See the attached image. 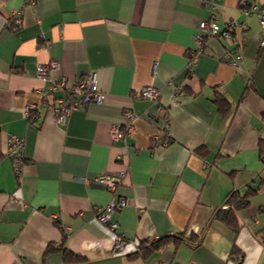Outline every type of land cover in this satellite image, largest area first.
<instances>
[{
    "label": "crops",
    "instance_id": "obj_1",
    "mask_svg": "<svg viewBox=\"0 0 264 264\" xmlns=\"http://www.w3.org/2000/svg\"><path fill=\"white\" fill-rule=\"evenodd\" d=\"M213 1L211 11L205 0H0V264H63L60 245L82 264H264V46L258 14H246L261 0ZM208 19L246 24L241 70L222 61L219 37H206L191 63ZM53 60V79L95 73L106 96L65 126L52 81L37 75ZM146 86L161 90L162 110L137 97ZM29 102L38 108L30 116ZM130 121L131 136L113 141L111 127ZM10 135L24 139L20 174L6 157ZM122 170L116 194L128 205L112 230L97 209L113 193L94 179ZM248 188L258 192L236 233L216 212ZM118 235L128 242L115 255ZM165 236L147 258L139 253Z\"/></svg>",
    "mask_w": 264,
    "mask_h": 264
},
{
    "label": "built area",
    "instance_id": "obj_2",
    "mask_svg": "<svg viewBox=\"0 0 264 264\" xmlns=\"http://www.w3.org/2000/svg\"><path fill=\"white\" fill-rule=\"evenodd\" d=\"M205 4L211 11L216 8V4L213 0H205ZM251 12L258 14L262 34L261 44L264 46V0H261V3L253 4L251 9L246 11V14L249 15ZM16 23H20L18 19L16 20ZM246 29V24L236 21H228L223 27H220L213 19L202 21L198 26L199 31L194 37L196 48L191 53V63L194 64L197 60L198 54L203 51L206 37H219L227 44V50L222 61L237 70H241V63L243 61L242 50L245 47V41L247 39ZM59 68V61L53 60L48 65H40L37 69V75L43 80L50 79L52 81L49 94L53 97L52 106L55 112V119L59 125L65 126L68 117L73 111L81 110L90 103H103L106 96L98 86V79L95 73L86 75L76 82L69 83L65 78L55 80L51 77L50 72H55L59 70ZM59 90L64 91V94L63 96L56 97L55 93ZM137 97L149 100L159 110H162V104L160 103V89L153 86L143 87L137 92ZM37 109V105L29 102L26 105L24 112L26 115L30 116L33 111ZM126 115L131 120L135 118L133 111H127ZM164 122L168 128L169 120L167 117ZM133 128L131 121L125 126L113 125L111 127L112 140L126 141V139L131 136ZM168 142L169 141L166 140L164 145H167ZM6 157L11 161L12 167L16 173L20 174L25 163L24 139L22 137H18L17 135H10L8 137ZM124 157L125 154L122 153L118 155L117 158L119 161H122ZM126 176L127 170H122L113 176L102 174L94 179L95 182L104 184L108 190L113 193L110 202L106 206L97 209L98 219L112 230L118 228V223L112 221L114 213L128 205L126 197L116 194L118 187L122 184V181ZM127 242L128 241L124 236L118 235L112 249L113 254H122Z\"/></svg>",
    "mask_w": 264,
    "mask_h": 264
},
{
    "label": "trees",
    "instance_id": "obj_3",
    "mask_svg": "<svg viewBox=\"0 0 264 264\" xmlns=\"http://www.w3.org/2000/svg\"><path fill=\"white\" fill-rule=\"evenodd\" d=\"M13 26L14 27H12L11 29H15V28L19 29V25L16 26L13 23ZM223 101L224 100L221 99L218 95L215 102L220 105ZM261 151L264 154V149L263 150L261 149ZM257 192H258V189L256 188H248L244 192L240 190L232 191L224 201V208H227V209L218 210L216 212V217L224 221L234 232L238 233L241 226H240L237 214L240 210H243L250 206L251 198ZM65 235L67 236V233H65ZM170 239L172 238L169 236H165L158 241L157 240L147 241L140 247L139 253L140 254L142 253L143 254L142 256L144 258L145 257L147 258L151 254V252L162 248L164 245H166L170 241ZM60 246L61 247L59 248V250H62L63 252V259H62L63 264H82L86 262V260L83 257L75 255L74 253L70 251H67L63 245H60ZM56 249L58 248H56L53 245H50V247H48L46 251L47 252L49 250L54 251ZM242 254L243 253L236 246H234V248L232 249V255L238 256V258L240 259L243 256Z\"/></svg>",
    "mask_w": 264,
    "mask_h": 264
}]
</instances>
